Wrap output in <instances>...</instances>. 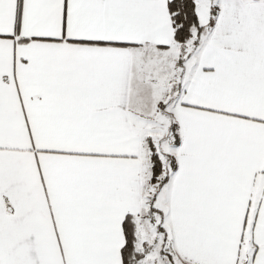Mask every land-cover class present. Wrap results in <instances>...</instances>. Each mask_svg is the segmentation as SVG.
<instances>
[{
  "label": "snow or ice",
  "instance_id": "obj_1",
  "mask_svg": "<svg viewBox=\"0 0 264 264\" xmlns=\"http://www.w3.org/2000/svg\"><path fill=\"white\" fill-rule=\"evenodd\" d=\"M0 264H264V0H0Z\"/></svg>",
  "mask_w": 264,
  "mask_h": 264
}]
</instances>
